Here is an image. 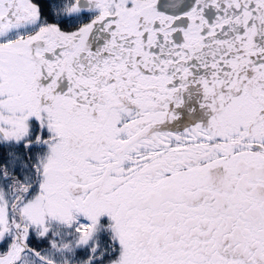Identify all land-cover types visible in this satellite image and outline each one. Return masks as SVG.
Masks as SVG:
<instances>
[{"label":"snow or ice","instance_id":"1","mask_svg":"<svg viewBox=\"0 0 264 264\" xmlns=\"http://www.w3.org/2000/svg\"><path fill=\"white\" fill-rule=\"evenodd\" d=\"M0 264H264V0H0Z\"/></svg>","mask_w":264,"mask_h":264}]
</instances>
